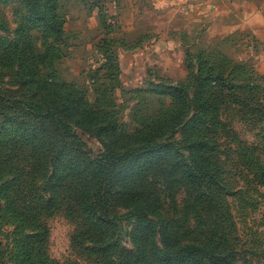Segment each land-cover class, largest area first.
<instances>
[{
    "label": "trees",
    "instance_id": "obj_1",
    "mask_svg": "<svg viewBox=\"0 0 264 264\" xmlns=\"http://www.w3.org/2000/svg\"><path fill=\"white\" fill-rule=\"evenodd\" d=\"M16 1L31 18L21 24L16 46L1 45L0 58L17 64L28 94L0 92V199L20 229L17 263L55 264L46 218L61 209L80 222L72 243L97 264L227 263L219 259L228 241L217 224L230 190L215 140L220 109L235 94L225 92L227 77L201 61L187 84L173 88L172 106L135 114L137 127L127 131L109 105L92 106L54 70L65 23L61 0ZM34 31L43 35V51ZM189 117L182 147L174 137ZM87 134L98 138V154ZM254 168L264 184V166L256 161ZM114 193L127 213L112 212ZM127 216L135 220L128 249L116 240Z\"/></svg>",
    "mask_w": 264,
    "mask_h": 264
},
{
    "label": "rangeland",
    "instance_id": "obj_2",
    "mask_svg": "<svg viewBox=\"0 0 264 264\" xmlns=\"http://www.w3.org/2000/svg\"><path fill=\"white\" fill-rule=\"evenodd\" d=\"M229 1L232 5L226 1L199 16L194 9L167 7L166 0H61L59 12L65 23L54 70L92 106L109 105L127 131L137 127L135 114H158L172 106L173 88L187 84L201 61L223 73L225 92L230 88L235 94L220 109L221 126L215 136L230 190L217 224L228 241L219 259H226L224 264H264V184L254 168L256 161L264 166V0ZM250 2L256 5V16H250ZM29 18L23 3L0 0V47L16 46L18 30ZM33 34L43 51V35ZM0 92L7 98L28 94L10 56L0 58ZM190 118L174 137L179 146L185 147ZM4 120L0 115V124ZM86 136L98 154L102 149L98 138ZM109 200L114 214L129 211L115 193ZM4 210L0 199V264H18L14 236L20 229ZM46 224L48 255L55 264H97L72 243L80 222L65 209L46 218ZM134 226V218L127 216L116 228V240L127 249L133 248Z\"/></svg>",
    "mask_w": 264,
    "mask_h": 264
},
{
    "label": "crops",
    "instance_id": "obj_3",
    "mask_svg": "<svg viewBox=\"0 0 264 264\" xmlns=\"http://www.w3.org/2000/svg\"><path fill=\"white\" fill-rule=\"evenodd\" d=\"M167 1V7L171 6V7H179V8H185V9H194V12L199 15L202 16L204 15V12L212 7H217V6H221L223 4L227 2L228 5H232V3L229 0H166ZM213 5V6H212ZM249 7L252 8V13L250 14V16L254 15L256 16V13L254 11V7L256 5L252 4L251 2L249 4H247ZM260 14H257V16Z\"/></svg>",
    "mask_w": 264,
    "mask_h": 264
}]
</instances>
